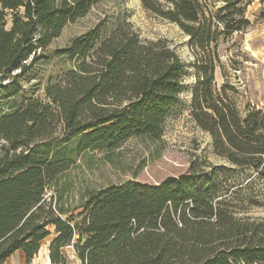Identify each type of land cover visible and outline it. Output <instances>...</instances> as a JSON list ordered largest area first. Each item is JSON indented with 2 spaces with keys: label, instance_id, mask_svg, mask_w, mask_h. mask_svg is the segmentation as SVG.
I'll return each mask as SVG.
<instances>
[{
  "label": "trees",
  "instance_id": "1",
  "mask_svg": "<svg viewBox=\"0 0 264 264\" xmlns=\"http://www.w3.org/2000/svg\"><path fill=\"white\" fill-rule=\"evenodd\" d=\"M100 1L0 0V102L11 103L0 114V264L19 251L30 264L50 228L53 264L67 263L71 243L81 264H264V218L253 214L264 203L252 180L224 185V167L207 174L193 166L156 185H111L77 216L46 199L83 154L111 153L131 138L159 140L184 91L189 65L166 42L142 40L123 18L52 52L70 67L48 79L44 98L34 96L36 84L26 88L65 27ZM253 2L141 0L190 37L191 115L216 155L264 181V110L243 117L228 94L235 88L215 80L220 41L253 25L246 17Z\"/></svg>",
  "mask_w": 264,
  "mask_h": 264
},
{
  "label": "rangeland",
  "instance_id": "2",
  "mask_svg": "<svg viewBox=\"0 0 264 264\" xmlns=\"http://www.w3.org/2000/svg\"><path fill=\"white\" fill-rule=\"evenodd\" d=\"M253 1L246 12V17L253 25L246 31L220 41L218 52L223 69L218 67L215 74L219 89L225 84L235 88L228 94L243 117L250 108L264 110V0ZM118 18L128 20L142 40L166 42L189 65L181 99L164 123L163 135L159 140L131 138L114 152L96 149L83 154L75 166L51 185L46 192V199L50 201L53 198L55 207L67 211L65 217L72 213L77 216L83 210L80 206L95 191L126 181L156 185L167 178L188 174L193 166H199L198 172L205 171L207 174L216 167H224L226 176L220 177L224 185L252 180L251 187L264 203V181L255 178L256 174L252 170L234 168L227 160L218 157L211 136L198 127L192 118V90L196 84V71L192 67L195 58L190 37L175 23L146 10L141 0H101L87 16L69 23L60 38L50 45L51 58L34 67L29 79L24 81L26 88L32 83L36 84L34 96L44 98L48 79L70 67L67 59L56 58L52 52L65 47L76 36L87 33L101 21H109L112 26ZM20 99L15 98L19 102ZM10 104L0 102V114L7 112ZM229 169L233 171L228 172ZM253 214L264 218V206L253 208ZM50 230L51 235L42 243L30 264H53L49 248L55 234L53 228ZM63 252L67 256L66 264H81L75 250L66 249ZM14 256L8 264L12 261L14 264H27L21 252Z\"/></svg>",
  "mask_w": 264,
  "mask_h": 264
},
{
  "label": "crops",
  "instance_id": "3",
  "mask_svg": "<svg viewBox=\"0 0 264 264\" xmlns=\"http://www.w3.org/2000/svg\"><path fill=\"white\" fill-rule=\"evenodd\" d=\"M19 252H21V253L23 254V252H22V251H19ZM19 252L15 253L14 255L18 254ZM14 255H13L11 258H9V259L6 261V263H5V264H8V262H9V261H11V259H14V258H15V256H14ZM23 256H24V254H23ZM25 260H26V257H25ZM10 264H14V263H13V261H12V263H10Z\"/></svg>",
  "mask_w": 264,
  "mask_h": 264
},
{
  "label": "built area",
  "instance_id": "4",
  "mask_svg": "<svg viewBox=\"0 0 264 264\" xmlns=\"http://www.w3.org/2000/svg\"><path fill=\"white\" fill-rule=\"evenodd\" d=\"M66 249H73L74 250V243L68 244L66 245V247L64 248V250Z\"/></svg>",
  "mask_w": 264,
  "mask_h": 264
}]
</instances>
